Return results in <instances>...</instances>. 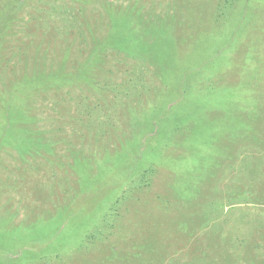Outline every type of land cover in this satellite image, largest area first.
I'll list each match as a JSON object with an SVG mask.
<instances>
[{"label":"rangeland","instance_id":"obj_1","mask_svg":"<svg viewBox=\"0 0 264 264\" xmlns=\"http://www.w3.org/2000/svg\"><path fill=\"white\" fill-rule=\"evenodd\" d=\"M0 264H264V0H0Z\"/></svg>","mask_w":264,"mask_h":264}]
</instances>
